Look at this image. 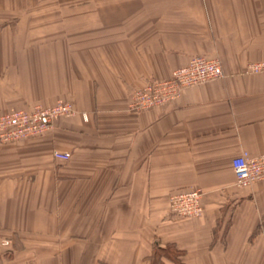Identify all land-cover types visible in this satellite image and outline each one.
Listing matches in <instances>:
<instances>
[{
  "label": "crops",
  "instance_id": "crops-1",
  "mask_svg": "<svg viewBox=\"0 0 264 264\" xmlns=\"http://www.w3.org/2000/svg\"><path fill=\"white\" fill-rule=\"evenodd\" d=\"M193 56L223 77L129 109ZM260 61L264 0H0V112L77 111L0 147V264H149L167 244L181 264H264V183L239 188L231 167L264 154V73L245 71ZM190 189L203 214L171 215Z\"/></svg>",
  "mask_w": 264,
  "mask_h": 264
},
{
  "label": "built area",
  "instance_id": "built-area-1",
  "mask_svg": "<svg viewBox=\"0 0 264 264\" xmlns=\"http://www.w3.org/2000/svg\"><path fill=\"white\" fill-rule=\"evenodd\" d=\"M248 73H264V61L246 66ZM223 77L222 65L217 58L193 56L188 63L171 72L167 79L152 80L142 88L132 91L129 109L141 112L171 103L180 93L190 87L199 86ZM77 114L70 101L59 100L53 106H34L29 110H9L0 113V147L6 144L40 137L48 133L59 119H68ZM86 119V115H82ZM60 161L68 160L66 153L53 152ZM237 187L245 189L264 183V154L248 156L245 153L231 161ZM202 193L199 189L182 190L169 196V213L182 219L198 218L203 214ZM8 247V240L1 241ZM59 264V263H54Z\"/></svg>",
  "mask_w": 264,
  "mask_h": 264
},
{
  "label": "trees",
  "instance_id": "trees-1",
  "mask_svg": "<svg viewBox=\"0 0 264 264\" xmlns=\"http://www.w3.org/2000/svg\"><path fill=\"white\" fill-rule=\"evenodd\" d=\"M171 249H173V251L175 253L172 256H170L171 254L167 252L168 250H171ZM157 253L158 254L162 253V255H163V256L162 255L160 256V263L159 264H162V262L164 260L171 261V262H173L175 264H181L180 259H179L180 256H181V252L179 250H177L175 248V246L172 245V244H167L164 248H158L157 249Z\"/></svg>",
  "mask_w": 264,
  "mask_h": 264
},
{
  "label": "rangeland",
  "instance_id": "rangeland-1",
  "mask_svg": "<svg viewBox=\"0 0 264 264\" xmlns=\"http://www.w3.org/2000/svg\"><path fill=\"white\" fill-rule=\"evenodd\" d=\"M11 110H19V109H11ZM9 111V110H8ZM5 112V111H4ZM1 113V112H0ZM152 250H151V253L149 256H147L146 260L149 262V264H159L160 263V256L162 255V253H157V249L160 248L158 247L157 245L155 246H152ZM168 253H170L172 255H174V251L173 249L171 250H168L167 251ZM157 254V255H156ZM163 256V255H162ZM163 261V260H162ZM165 261V260H164ZM162 262V264H165V262ZM55 263H59V264H62L61 262H55ZM54 264V263H53Z\"/></svg>",
  "mask_w": 264,
  "mask_h": 264
}]
</instances>
